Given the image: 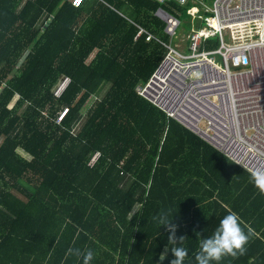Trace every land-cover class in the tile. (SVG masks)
I'll use <instances>...</instances> for the list:
<instances>
[{
	"label": "trees",
	"instance_id": "trees-1",
	"mask_svg": "<svg viewBox=\"0 0 264 264\" xmlns=\"http://www.w3.org/2000/svg\"><path fill=\"white\" fill-rule=\"evenodd\" d=\"M159 6L180 20L203 12L198 0H0V264H82L69 248L91 249V264H170L161 212L196 264L228 211L253 235L218 264H264V195L250 174L135 91L163 52L134 39L136 24L163 39Z\"/></svg>",
	"mask_w": 264,
	"mask_h": 264
},
{
	"label": "built area",
	"instance_id": "built-area-1",
	"mask_svg": "<svg viewBox=\"0 0 264 264\" xmlns=\"http://www.w3.org/2000/svg\"><path fill=\"white\" fill-rule=\"evenodd\" d=\"M83 1L70 0V4L79 6ZM176 1L185 4L188 0ZM198 2L203 12L195 8L191 14L201 24L190 34L189 53L136 24L134 39L145 35L152 46L162 47L164 56L148 81L135 91L250 174L252 169H264V0ZM153 15L163 23V34L173 38L181 20L161 6ZM210 37L218 39V46L206 50L203 43ZM216 55L222 65L213 60ZM68 82V78L59 82L53 91L55 98ZM67 110H59L56 123ZM99 157L96 152L88 165L94 167Z\"/></svg>",
	"mask_w": 264,
	"mask_h": 264
},
{
	"label": "clouds",
	"instance_id": "clouds-1",
	"mask_svg": "<svg viewBox=\"0 0 264 264\" xmlns=\"http://www.w3.org/2000/svg\"><path fill=\"white\" fill-rule=\"evenodd\" d=\"M250 181L258 189L259 193L264 195V169H252L250 171ZM153 219L158 226L167 225L170 231L168 245H177L170 248L174 256L170 264H184L185 258L189 254L188 249L179 245L182 244L185 237L181 236L177 240L175 237L176 226L169 223L171 219L168 218L166 212H161L158 216H154ZM252 235L251 229L246 232L241 227L240 216L234 211H228L220 219L212 234L199 240V251L195 254L196 264H212V262H217L218 264L225 256L235 258L238 255H243ZM67 255L75 256L78 259L82 258V264H91L94 256L91 249L82 250L80 248H69ZM164 258L165 254L161 253L160 260Z\"/></svg>",
	"mask_w": 264,
	"mask_h": 264
},
{
	"label": "rangeland",
	"instance_id": "rangeland-1",
	"mask_svg": "<svg viewBox=\"0 0 264 264\" xmlns=\"http://www.w3.org/2000/svg\"><path fill=\"white\" fill-rule=\"evenodd\" d=\"M210 2H211V0H208V1H206V4L210 5ZM194 6H197V3L195 5H193L192 7H194ZM191 8L189 9V11L187 9L186 10L184 9V11H185L184 16L181 17L182 24H181L180 28L177 29L176 35L171 39L169 37H166L165 35L163 36L164 37L163 39L165 41L170 42L171 46L173 48H175L178 51H181L182 53H189V51H188L189 37H190V34L192 33V31L197 28L198 20L196 17L191 16V14H190ZM198 13H200V12H198ZM224 36H225V39L227 41L228 33L226 31H225ZM254 36H256V35L253 34V37ZM212 39L215 41L216 37H214ZM217 46H218V43L215 41L214 43H211V45L208 46L207 47L208 49L206 48V50H213V49L217 48ZM163 56H164V53L162 52V54L157 59V64H159V62L162 60ZM212 58L218 65H222V61H221L219 56L216 55V56H213ZM89 59H91V57ZM95 97L96 96H93V97H91V99H89V101L86 103L85 107L82 110L83 112H86L89 109V107L95 101ZM53 111L54 110H51L49 112V114H51ZM46 114L48 115V113H46ZM18 153L21 156L28 158L25 154H23L21 152V150H18ZM110 231H111V229L109 227H105L104 229L96 230L95 235H96L97 239L103 241L105 239V237L110 233Z\"/></svg>",
	"mask_w": 264,
	"mask_h": 264
},
{
	"label": "snow or ice",
	"instance_id": "snow-or-ice-1",
	"mask_svg": "<svg viewBox=\"0 0 264 264\" xmlns=\"http://www.w3.org/2000/svg\"><path fill=\"white\" fill-rule=\"evenodd\" d=\"M77 2H79V0H77Z\"/></svg>",
	"mask_w": 264,
	"mask_h": 264
},
{
	"label": "crops",
	"instance_id": "crops-1",
	"mask_svg": "<svg viewBox=\"0 0 264 264\" xmlns=\"http://www.w3.org/2000/svg\"><path fill=\"white\" fill-rule=\"evenodd\" d=\"M211 3V2H210ZM241 169V168H240Z\"/></svg>",
	"mask_w": 264,
	"mask_h": 264
}]
</instances>
